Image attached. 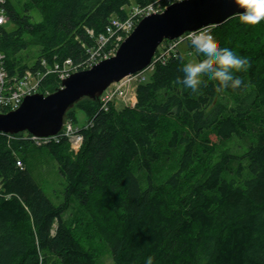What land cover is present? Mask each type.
<instances>
[{"label": "trees", "instance_id": "1", "mask_svg": "<svg viewBox=\"0 0 264 264\" xmlns=\"http://www.w3.org/2000/svg\"><path fill=\"white\" fill-rule=\"evenodd\" d=\"M149 4L168 5L25 0L17 9L0 0L8 18L0 25L8 84L67 60L75 71L88 69L110 20ZM211 32L219 47L249 60L247 71L235 74L239 89L221 92L205 81L197 93L185 91L177 79L188 60L178 49L138 84L134 106L105 111L99 99L86 98L79 109L91 124L80 130L77 152L66 138L36 147L25 133H0V264H96L63 217L71 198L110 247L112 264H264V22L245 29L237 15ZM30 46L37 48L31 64L19 56ZM59 87L57 73H49L39 93ZM223 130L234 148L218 146ZM30 145L55 160L66 182L64 204L55 205L26 166Z\"/></svg>", "mask_w": 264, "mask_h": 264}, {"label": "water", "instance_id": "2", "mask_svg": "<svg viewBox=\"0 0 264 264\" xmlns=\"http://www.w3.org/2000/svg\"><path fill=\"white\" fill-rule=\"evenodd\" d=\"M238 14L239 9L231 0H181L160 13L147 15L138 21L113 56L71 73L54 92L27 95L17 109L0 114V133L56 136L70 108L83 98L98 99L111 84L144 70L163 41L219 26Z\"/></svg>", "mask_w": 264, "mask_h": 264}, {"label": "built area", "instance_id": "3", "mask_svg": "<svg viewBox=\"0 0 264 264\" xmlns=\"http://www.w3.org/2000/svg\"><path fill=\"white\" fill-rule=\"evenodd\" d=\"M176 1L181 0H174L173 2ZM165 7L167 6L162 7L161 4H149L145 7H134L132 8L128 18L124 20L112 18L106 28V34L100 35L97 38V48L91 52L89 60L87 61L88 68L101 60L108 59L113 56L120 43L133 31L139 20L152 13H160ZM7 20L8 18L4 14V11H0V25L5 24ZM211 31L212 27H207L196 32H187L174 41H168L165 45L161 43L156 50L151 63L144 70L126 77L120 82L111 84L102 93V95L98 98L100 102V109L107 111L111 104L117 99L123 100L125 106H134L133 102L135 97L132 98L128 94L127 90L124 89L127 84L132 82H136L137 84L145 82L147 79L144 74L146 72L151 73L153 72L155 66L164 64L173 52H177L179 44L185 42L191 44V41L194 39L206 42L209 36L212 37ZM112 37L114 38L112 45L109 49H107L109 39ZM44 63L45 61L42 60V64ZM74 69L75 67L71 65L70 60H67L64 62L62 67L56 65L54 68H51L50 71L38 73L35 76L30 71H27L22 79L12 85H9L6 79L5 70L2 66V56L0 55V114L17 109L21 105L25 96L39 93L40 82L47 74L54 72L57 73L61 82L64 78L68 77L73 71H75ZM67 122V125H65V123L63 124L60 133L53 137L37 138L26 132L24 133L28 136L30 142L36 147H42L51 142L58 143L61 138H66L70 144L71 150L77 152L83 141V137L80 134V130L82 128L74 129L72 123L70 121ZM90 124V122L86 123L83 128H88ZM16 166L22 168V162L18 158L16 159Z\"/></svg>", "mask_w": 264, "mask_h": 264}, {"label": "rangeland", "instance_id": "4", "mask_svg": "<svg viewBox=\"0 0 264 264\" xmlns=\"http://www.w3.org/2000/svg\"><path fill=\"white\" fill-rule=\"evenodd\" d=\"M25 0H12L13 4L17 9L21 7ZM168 5L172 4L174 0H164ZM167 5V6H168ZM31 20L32 22H38L41 20V16L36 9L31 11ZM162 44H167V41L162 42ZM178 49L183 52L188 62L191 61L192 57L190 56L191 44L182 43L178 45ZM37 48L30 46L26 50L22 51L19 56L27 60L29 64L33 63L36 59ZM152 73V72H151ZM150 72H146L144 75L146 79L150 78ZM120 82V81H119ZM117 83V82H116ZM138 84L136 82L129 83L125 86L128 94L135 100L137 98L136 90ZM134 100V105H135ZM87 99L83 98L78 103H76L72 108L69 109V115L76 117V122L73 124L74 129H81L85 126L87 122V116L84 110L79 109V107L86 103ZM116 108L125 106L123 100L117 99L114 103L111 104ZM68 114L64 117L65 125L68 124L67 121H70ZM20 135L21 133L16 134ZM224 137L225 141L219 142L217 138L212 137V141H218V146L221 149L225 148H234L235 140L233 138L228 139L229 134L227 131H221L218 138ZM243 150V149H242ZM25 163L29 171L33 175L36 182L42 188L44 193L47 195L51 201L59 206L66 202L65 188L66 182L64 177L60 174L58 166L55 160L50 154L47 153L45 149L38 150L36 147L29 146L27 153L24 154ZM143 173H137L138 178L141 179V183L144 185L142 180ZM67 207L63 215L64 219L71 226L75 236L80 241V243L87 249L94 251L97 257L96 264H112L111 250L105 240L100 236V232L97 228L91 225L90 220L86 216L85 208L80 204L77 199L71 198L70 201H67Z\"/></svg>", "mask_w": 264, "mask_h": 264}, {"label": "clouds", "instance_id": "5", "mask_svg": "<svg viewBox=\"0 0 264 264\" xmlns=\"http://www.w3.org/2000/svg\"><path fill=\"white\" fill-rule=\"evenodd\" d=\"M239 9L238 22L245 29L264 22V0H231ZM191 61L182 68L183 77L177 84L185 91L197 93L205 81L217 85L218 91L236 90L243 81L236 73L246 72L249 60L228 47H219L212 37L206 42L191 41ZM151 264V261H149Z\"/></svg>", "mask_w": 264, "mask_h": 264}, {"label": "bare ground", "instance_id": "6", "mask_svg": "<svg viewBox=\"0 0 264 264\" xmlns=\"http://www.w3.org/2000/svg\"><path fill=\"white\" fill-rule=\"evenodd\" d=\"M165 41H167V42H168L169 40H165ZM163 42H164V41H163Z\"/></svg>", "mask_w": 264, "mask_h": 264}]
</instances>
